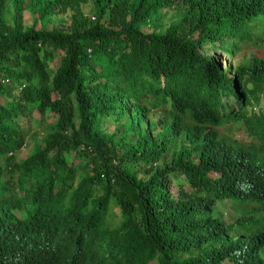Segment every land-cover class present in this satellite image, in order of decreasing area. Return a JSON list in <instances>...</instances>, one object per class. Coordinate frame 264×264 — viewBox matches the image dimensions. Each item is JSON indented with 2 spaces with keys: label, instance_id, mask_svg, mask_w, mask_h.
<instances>
[{
  "label": "trees",
  "instance_id": "trees-1",
  "mask_svg": "<svg viewBox=\"0 0 264 264\" xmlns=\"http://www.w3.org/2000/svg\"><path fill=\"white\" fill-rule=\"evenodd\" d=\"M261 35L264 0H0V264H264V53L222 64Z\"/></svg>",
  "mask_w": 264,
  "mask_h": 264
},
{
  "label": "rangeland",
  "instance_id": "rangeland-1",
  "mask_svg": "<svg viewBox=\"0 0 264 264\" xmlns=\"http://www.w3.org/2000/svg\"><path fill=\"white\" fill-rule=\"evenodd\" d=\"M81 6L85 12H88L87 9L90 7L89 3L83 4ZM6 7L7 8L5 9L4 17L8 22H10L11 15L13 13L12 6L8 4V6ZM70 13L71 12L67 10L64 14L54 13L41 18L35 10L34 6H31L28 9H26L25 6L22 9V24L24 27L33 26L34 28H44L46 30H49L53 27L64 26L65 24H67ZM179 15H181V10L180 6L178 5L172 8L162 9L160 12L157 13L156 23L154 26L155 28L162 29L168 24L175 22ZM140 28L142 30H147L149 27L143 28V26L140 25ZM260 51L264 53V35H261V38L260 40H258L257 43L253 45L251 44L249 45V47L239 50L238 54L233 58H227V56L224 55L222 64L223 66H229V72L227 75H230V66L232 64H237L238 62L245 61L251 53H260ZM212 52L213 50H209L208 53ZM260 104L264 105V98H261ZM153 118H155V115H153ZM41 120L43 123L47 124V127H50L53 124L54 117L52 114H48L43 119H40L39 115H37L35 111L31 112V116L29 117V125L25 126L26 129L29 130V135L27 137L24 147H22V149L16 153L17 160L23 158L25 155L32 152L40 144V139L44 131L41 126ZM39 122L40 124H38ZM240 136L243 135H237V133L235 134V137L237 138ZM237 211L238 210L236 208H233L228 200H223L217 204L216 215L223 219L230 220L234 218Z\"/></svg>",
  "mask_w": 264,
  "mask_h": 264
}]
</instances>
